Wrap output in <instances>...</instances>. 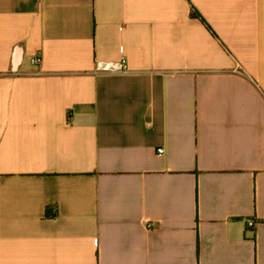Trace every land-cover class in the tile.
Instances as JSON below:
<instances>
[{
	"label": "crops",
	"instance_id": "0c3cea01",
	"mask_svg": "<svg viewBox=\"0 0 264 264\" xmlns=\"http://www.w3.org/2000/svg\"><path fill=\"white\" fill-rule=\"evenodd\" d=\"M0 264H264V0H0Z\"/></svg>",
	"mask_w": 264,
	"mask_h": 264
},
{
	"label": "built area",
	"instance_id": "2783aa9c",
	"mask_svg": "<svg viewBox=\"0 0 264 264\" xmlns=\"http://www.w3.org/2000/svg\"><path fill=\"white\" fill-rule=\"evenodd\" d=\"M41 61L40 57H36L31 59L32 63H39ZM126 60L120 59L118 61L113 62H97L96 65V71L98 72H104V73H123L126 72ZM163 148H158L157 153L161 154L163 153ZM247 225L249 227H253L255 225V221L252 219H248Z\"/></svg>",
	"mask_w": 264,
	"mask_h": 264
},
{
	"label": "trees",
	"instance_id": "16d2710c",
	"mask_svg": "<svg viewBox=\"0 0 264 264\" xmlns=\"http://www.w3.org/2000/svg\"><path fill=\"white\" fill-rule=\"evenodd\" d=\"M191 15L192 16H195V17H200V14L198 13V11L196 10V9H192V11H191Z\"/></svg>",
	"mask_w": 264,
	"mask_h": 264
}]
</instances>
